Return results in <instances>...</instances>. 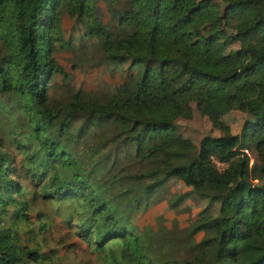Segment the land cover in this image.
I'll list each match as a JSON object with an SVG mask.
<instances>
[{"label":"trees","instance_id":"trees-1","mask_svg":"<svg viewBox=\"0 0 264 264\" xmlns=\"http://www.w3.org/2000/svg\"><path fill=\"white\" fill-rule=\"evenodd\" d=\"M104 1L106 23L97 17L96 0H0L6 53L0 93L20 101L13 109L0 106L6 144L20 153L23 171L53 202L60 222L67 228L76 222L97 264H264V0H224L225 18H235L238 41L253 52L223 60L216 58L217 35L201 24L213 15L209 3ZM120 1L125 8L116 7ZM63 12L85 18V35L103 58L133 59L139 68L131 85L104 102L78 90L53 102L48 84L55 73L65 74L54 58ZM191 104L216 127L233 109L247 118L239 134L225 126L194 152L174 125L191 115ZM249 147L257 153L254 166L244 152ZM6 156L0 148V222L6 204L27 208V200L14 198L24 187L8 174ZM171 176L218 202L217 213L204 208L184 230L174 219L171 228L159 222L156 231H136L132 218L165 195ZM253 180L261 186L252 189ZM240 187L252 190L250 199L235 202ZM200 231L197 241L193 234ZM51 257L19 247L0 226V264Z\"/></svg>","mask_w":264,"mask_h":264},{"label":"rangeland","instance_id":"rangeland-1","mask_svg":"<svg viewBox=\"0 0 264 264\" xmlns=\"http://www.w3.org/2000/svg\"><path fill=\"white\" fill-rule=\"evenodd\" d=\"M209 3L213 7V15L201 21L202 27L217 35L214 42L216 58L223 60L237 56L245 51L252 53L249 48L243 47L236 36L235 18L226 19L227 3L224 0H197V4ZM97 17L102 22L111 19L108 7L104 0H96ZM118 9L125 8L120 1ZM86 20L83 17L69 15L66 12L60 14L61 39L56 42L54 58L56 63L65 72L55 73L48 84L49 95L53 102L59 103L66 100L75 91L93 92L104 102L111 94L117 93L123 85H131L139 66L129 56L123 55L119 59H105L96 45V40L85 35ZM5 49L0 43V58L5 55ZM1 61V59H0ZM20 101L13 92L0 93V106L15 108ZM192 113L189 117H177L174 120L178 132L185 139L191 141L194 152H197L201 140L205 136L218 137L223 135L226 127L232 134H239L247 114L238 109H233L221 117L222 125L213 126L209 118L202 114L191 104ZM76 123L80 121L76 119ZM0 121H3L0 118ZM19 124V123H17ZM226 126V127H225ZM25 127V126H24ZM5 123L0 126L1 150L7 154L6 165L10 166L8 174L17 181L18 186L24 187L23 192H16V202L27 200L26 209L21 210L17 203L6 204L2 209V221L0 226L7 228L13 234L19 247L31 248L37 251L49 252L52 257L45 261H34L35 264H97L94 254L91 253L86 243L78 236L77 224L72 228L63 225L53 213V202L45 200L38 193L37 183L31 180L22 167V159L17 149L9 147L5 142ZM8 130H10L8 128ZM249 156V165L258 163L257 153L254 147L244 150ZM221 170L224 164L217 162ZM261 186L260 181L253 180L252 189ZM166 192L162 197L156 198L155 203L145 211L136 214L132 218V226L141 232L146 227L157 230L159 222L165 227L171 228L174 219L181 229L194 221V219L207 208L215 215L219 203L209 202L192 192L180 180L173 176L168 178L165 185ZM20 189V188H19ZM18 189V190H19ZM252 190L246 187L236 188L235 202L250 199ZM177 201L174 200L176 198ZM171 199V201H170ZM173 204V205H171ZM264 225V224H263ZM204 232L194 233L198 241ZM31 262V261H30Z\"/></svg>","mask_w":264,"mask_h":264}]
</instances>
